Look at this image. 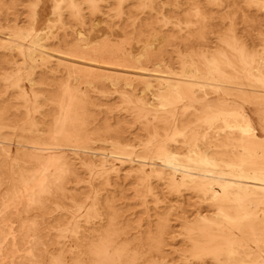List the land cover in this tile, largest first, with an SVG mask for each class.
I'll return each instance as SVG.
<instances>
[{
    "label": "rangeland",
    "instance_id": "rangeland-1",
    "mask_svg": "<svg viewBox=\"0 0 264 264\" xmlns=\"http://www.w3.org/2000/svg\"><path fill=\"white\" fill-rule=\"evenodd\" d=\"M0 264H264V0H0Z\"/></svg>",
    "mask_w": 264,
    "mask_h": 264
},
{
    "label": "bare ground",
    "instance_id": "bare-ground-1",
    "mask_svg": "<svg viewBox=\"0 0 264 264\" xmlns=\"http://www.w3.org/2000/svg\"><path fill=\"white\" fill-rule=\"evenodd\" d=\"M165 85H166V84H165ZM249 128H250V130L253 131V132L256 131V130L254 129V122H252V119H251V122L249 123ZM247 135H248V134H247ZM43 145H44V144H43ZM55 145H56V144H55ZM245 145H246V144H245ZM243 146H244V145H243ZM243 146H242V147H243ZM33 151H35V150H33ZM32 156H33V154H32ZM37 156H38V155H37ZM33 159H34V158H33ZM173 159H174V158H173ZM53 162H54V161H53ZM46 171H47V170H46ZM196 179H197V178H196ZM205 179H206V178H205ZM213 179H214V178H213ZM215 179H216V178H215ZM198 180H199V179H198ZM198 182H199V181H198ZM206 182H207V181H206ZM38 183L40 184V182H38ZM217 184H219V183H217ZM223 184H224V183H223ZM37 185H38V184H37ZM201 186H203V185H201ZM35 189H36V188H35ZM227 190H228V188H227ZM226 194H227V193H226ZM244 195H245V194H244ZM225 196H226V195H225ZM227 196H229V195H227ZM235 197H236V196H235ZM238 200H240V199H238ZM238 200H237V201H238ZM235 201H236V200H235ZM239 203H240V201H239ZM244 203H245V202H244ZM240 204H241V203H240ZM235 205H236V204H235ZM237 205H238V204H237ZM237 205H236V207H237ZM247 205H248V204H247ZM238 208H239V207H238ZM242 210H243V208H242ZM248 224H249V223H248ZM249 226H250V225H249ZM96 255H97V254H96ZM96 255H95V256H96ZM95 256H94V257H95ZM99 260H100V259H99Z\"/></svg>",
    "mask_w": 264,
    "mask_h": 264
}]
</instances>
